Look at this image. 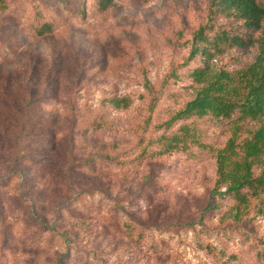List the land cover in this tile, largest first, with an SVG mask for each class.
<instances>
[{
	"label": "rangeland",
	"instance_id": "374dc122",
	"mask_svg": "<svg viewBox=\"0 0 264 264\" xmlns=\"http://www.w3.org/2000/svg\"><path fill=\"white\" fill-rule=\"evenodd\" d=\"M8 1L0 8V74L13 85L21 79L45 103L28 111L0 98L1 119L24 114L0 160V264H264L262 203L245 208L215 192L209 147L224 144L234 120L208 115L193 124L204 149L158 153L165 136L191 122L158 127L194 96L190 72L205 62L184 61L209 0H111L105 10L98 0ZM35 7L53 33L35 34L37 18L23 14ZM223 50L210 61L214 71H237L255 54ZM56 69L60 87L42 93ZM111 98L129 105L115 109ZM48 130L55 150L46 145L45 154L38 145ZM46 156L50 174L23 177L35 168L44 174Z\"/></svg>",
	"mask_w": 264,
	"mask_h": 264
},
{
	"label": "trees",
	"instance_id": "16d2710c",
	"mask_svg": "<svg viewBox=\"0 0 264 264\" xmlns=\"http://www.w3.org/2000/svg\"><path fill=\"white\" fill-rule=\"evenodd\" d=\"M8 0H0V8L5 10ZM111 0H98L99 10L107 9ZM30 7V6H28ZM32 12L28 9L23 10L27 18L41 17L38 7ZM207 23L199 28L192 36V46L189 50L184 64L188 65L194 61L198 55L203 56L204 65L196 66L190 72L192 81L197 85L194 96L186 102L184 107L177 111L166 122L158 127L165 126V129H172L178 120H191L189 124L180 126L169 137L163 138L162 149L158 153L164 154L179 148V145L188 144L200 148L207 145L197 139V129L193 124L210 115L212 119L234 120L235 124L231 133L220 148L209 147L211 153L214 152L216 163V190L218 194L228 195L236 200V203L247 208L251 200H258L264 206V0H209ZM226 17L232 20L235 25L216 26L217 17ZM36 20L35 34L46 36L53 33L54 27L49 22ZM40 22V23H39ZM229 48L255 49V54L251 62L238 69L229 71L219 69L214 71L210 61L216 56L217 50H227ZM223 50V51H224ZM216 51V52H215ZM78 66L76 65L75 68ZM48 67L45 75L51 70ZM55 69V68H54ZM60 70H55L53 74L54 83L47 79L43 80L42 93L48 92L50 87L55 85L60 87L57 80ZM9 74H0V98L6 102V107L12 109H22L18 104L23 105L28 111L35 109L34 105L45 103V98L39 100L35 92L21 79L14 85L9 80ZM51 74H49V80ZM15 88V93L11 91ZM27 94V96L25 95ZM11 94V95H10ZM22 102V103H20ZM109 104L115 109L126 108L129 101L126 98H111ZM15 117L9 116L5 120L0 118V122H6L5 131H0V160L5 163L8 160L7 149L11 146L9 133L14 125H18L24 114L15 110ZM13 119V120H11ZM15 119V120H14ZM248 119L255 121L257 125L243 130L240 121ZM42 144L38 145L41 153H47L45 146L48 145L52 152L55 144L48 140L51 131L41 132ZM48 134V135H47ZM45 136H48L47 138ZM64 143L67 142L66 136L62 137ZM37 149V148H36ZM46 162L42 161L45 168L44 174L38 175L41 168L30 169L27 174L22 170L24 178L30 177L40 180L47 171L49 156ZM18 158L11 159V167L16 171L20 167ZM16 173V172H14ZM28 175V176H27ZM37 184L39 182L37 181ZM225 187L223 192L218 191ZM264 208V207H263ZM238 216H236L237 218ZM64 240L67 236L62 234Z\"/></svg>",
	"mask_w": 264,
	"mask_h": 264
}]
</instances>
